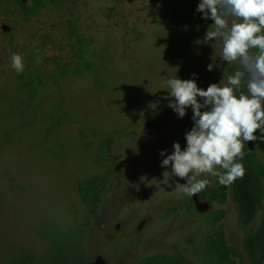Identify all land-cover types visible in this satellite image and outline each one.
<instances>
[{
	"label": "rangeland",
	"instance_id": "1",
	"mask_svg": "<svg viewBox=\"0 0 264 264\" xmlns=\"http://www.w3.org/2000/svg\"><path fill=\"white\" fill-rule=\"evenodd\" d=\"M199 3L93 0L94 32L108 30V38L90 70L49 87L18 85L14 75L0 77V264L38 258L47 248V235L78 229L86 211L78 188L105 170L110 187L120 191L119 204L130 199V189L141 190L131 204L144 206L174 191L176 183H187L172 176L170 166L161 167L173 143L186 147L185 134L193 127L191 107L182 118L168 107L174 97H168L165 80L194 78L206 90L210 84L226 85L236 67L221 60L219 42H204L214 22L196 11ZM97 4L104 14L97 12ZM259 137L264 163V139ZM166 171L167 184L162 183ZM196 179H208L213 186L216 177L201 174ZM210 202L205 203L208 214L188 219V264H210L199 239L212 231L210 222L219 208L229 211L218 223L227 232L228 222L232 264L247 263L241 242L264 219V204L245 228L233 204ZM97 220L105 219L99 214ZM183 240L178 232L176 242Z\"/></svg>",
	"mask_w": 264,
	"mask_h": 264
},
{
	"label": "flooded vegetation",
	"instance_id": "2",
	"mask_svg": "<svg viewBox=\"0 0 264 264\" xmlns=\"http://www.w3.org/2000/svg\"><path fill=\"white\" fill-rule=\"evenodd\" d=\"M92 1L0 0V77L14 75L18 85L49 87L57 86L77 72L90 70L99 46H106L108 38V30L94 32ZM95 8L104 14L102 4ZM146 10V7L142 8V11ZM103 33L105 37L101 39ZM13 53L23 57L25 67L19 74L11 66ZM37 58L42 62L37 63ZM6 70L10 71L2 73ZM44 70L51 72L45 74ZM130 190V199L119 204L122 200L119 190L100 189L102 205L86 207L87 221H82V225L86 226L84 240L88 246L81 264H188V219L190 215L195 218L204 216L208 210H198L193 197L174 191L150 205L131 204L141 197V190ZM197 202L202 205L211 203L202 198L201 192L197 195ZM226 202L232 204L229 199ZM213 210L211 207V213ZM226 213L229 211H224V221ZM93 214H100L105 220L100 223L98 215L97 221H91ZM210 223L214 227L201 234V246L205 238L210 240L221 228L229 258L234 260L228 222L227 232L223 229L224 224L221 227L222 222ZM178 232L184 236L181 243L176 242ZM44 241L48 245L43 254L38 258L29 255L26 259L44 258L51 249L50 245L57 242L53 238Z\"/></svg>",
	"mask_w": 264,
	"mask_h": 264
},
{
	"label": "clouds",
	"instance_id": "3",
	"mask_svg": "<svg viewBox=\"0 0 264 264\" xmlns=\"http://www.w3.org/2000/svg\"><path fill=\"white\" fill-rule=\"evenodd\" d=\"M196 11L214 22L204 42H219L221 60L236 67L227 76L226 85L210 84L206 90L198 88L194 78L165 80L168 97H174L168 107L178 118L184 117L188 107L193 112V127L185 134L186 147L181 150L177 142L171 155L165 157L166 150L159 153L165 157L161 167L170 166L172 176L187 180L183 185L176 183L174 192L188 197L211 186L208 179H196L201 174L216 177L225 187L242 178L245 169L239 161L244 158V142L257 140V130L264 139V0H200ZM229 18H234L230 26ZM11 62L18 74L23 72L19 53L12 54ZM36 62L42 61L37 58ZM212 69L209 64L207 70ZM163 176L162 183L167 184L169 172Z\"/></svg>",
	"mask_w": 264,
	"mask_h": 264
},
{
	"label": "trees",
	"instance_id": "4",
	"mask_svg": "<svg viewBox=\"0 0 264 264\" xmlns=\"http://www.w3.org/2000/svg\"><path fill=\"white\" fill-rule=\"evenodd\" d=\"M258 132L259 130L254 133L257 137H259ZM244 143V158L239 161L245 169L243 177L236 179L227 187L220 186L216 178L214 185L202 191L201 195L203 199L219 204L225 203L229 199L235 207L240 225L246 228L264 204V163L261 159L260 141L257 139ZM109 180V172L105 170L91 179H87L84 183H80L78 192L85 208L92 204L102 205L98 190L110 188L107 187ZM91 211L95 212L92 209ZM83 214L84 220L82 221L85 222L87 221V212L84 211ZM98 215L93 214L91 221H97ZM223 217L224 211L220 208L211 220L218 223L223 220ZM59 232L46 236L57 240V242L50 245L51 249L45 253L44 258L34 261L23 258L22 264H81L87 254L88 244L84 240L87 237L86 226L81 225L76 230L67 229L66 232L60 234V237H56ZM204 240L202 246L205 254L209 257L210 264H232L228 249L224 244L221 228H218L216 236L211 237L210 240L207 238ZM241 244L242 251L246 256L247 263L245 264H264V219L256 230L245 233Z\"/></svg>",
	"mask_w": 264,
	"mask_h": 264
},
{
	"label": "water",
	"instance_id": "5",
	"mask_svg": "<svg viewBox=\"0 0 264 264\" xmlns=\"http://www.w3.org/2000/svg\"><path fill=\"white\" fill-rule=\"evenodd\" d=\"M193 198H194L195 205L198 208V210H200L202 212H206L209 206L206 205V204L202 205V204L198 203L197 202V195H194ZM87 264H98V263L97 262H90V263H87Z\"/></svg>",
	"mask_w": 264,
	"mask_h": 264
}]
</instances>
